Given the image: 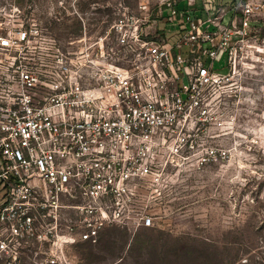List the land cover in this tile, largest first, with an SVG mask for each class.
Returning a JSON list of instances; mask_svg holds the SVG:
<instances>
[{
    "label": "built area",
    "instance_id": "built-area-1",
    "mask_svg": "<svg viewBox=\"0 0 264 264\" xmlns=\"http://www.w3.org/2000/svg\"><path fill=\"white\" fill-rule=\"evenodd\" d=\"M111 7L67 41L0 16V259L75 264L105 227L160 223L146 187L227 158L253 109L264 0Z\"/></svg>",
    "mask_w": 264,
    "mask_h": 264
},
{
    "label": "rangeland",
    "instance_id": "rangeland-1",
    "mask_svg": "<svg viewBox=\"0 0 264 264\" xmlns=\"http://www.w3.org/2000/svg\"><path fill=\"white\" fill-rule=\"evenodd\" d=\"M125 1L133 7L139 0ZM111 2L0 0V16L15 13L12 20L35 21L67 41L83 24L103 33L114 16ZM252 101L225 144L227 158L146 187L164 221L134 230L105 227L95 243L72 248L75 264H264V77ZM34 258L22 253L0 264H37Z\"/></svg>",
    "mask_w": 264,
    "mask_h": 264
}]
</instances>
